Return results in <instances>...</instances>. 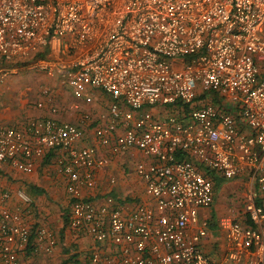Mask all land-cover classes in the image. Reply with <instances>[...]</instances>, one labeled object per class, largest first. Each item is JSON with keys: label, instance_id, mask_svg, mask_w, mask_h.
I'll return each mask as SVG.
<instances>
[{"label": "built area", "instance_id": "built-area-1", "mask_svg": "<svg viewBox=\"0 0 264 264\" xmlns=\"http://www.w3.org/2000/svg\"><path fill=\"white\" fill-rule=\"evenodd\" d=\"M12 68L66 85L78 118H56L53 91L42 87L34 107L47 114L0 125V162L29 173L54 151L70 227L110 247L95 249L92 263L264 264V0H0V82ZM97 92L108 98L104 112L82 110ZM88 128L106 153L80 144ZM130 149L142 156L134 169L151 202L127 211L111 196L85 200L80 188L95 185L107 153ZM218 175L253 186L247 222L229 208L217 219L223 248L209 252L201 210ZM55 242L49 227L32 232L21 209L0 204V264Z\"/></svg>", "mask_w": 264, "mask_h": 264}, {"label": "crops", "instance_id": "crops-1", "mask_svg": "<svg viewBox=\"0 0 264 264\" xmlns=\"http://www.w3.org/2000/svg\"><path fill=\"white\" fill-rule=\"evenodd\" d=\"M60 87V85L52 86L53 90H59ZM11 89L10 81H5L4 84L0 85L1 126H20L28 118L47 114L46 107L40 110L26 106V98L22 95H14ZM96 94L97 102L95 101L92 105H83L82 110L91 109L100 115L103 113L102 110L108 98L100 92ZM39 98L40 93L36 96L35 102ZM55 117L60 120L76 122L78 113L68 110L66 106L63 111L60 109ZM80 144L92 147L98 155L106 153L105 149L96 143L91 128H88L87 137ZM107 155L109 157L108 164L94 171L95 185L80 188L83 198L94 203H102L106 196H111L127 211L134 209L140 203L151 202L145 191L144 182L138 176L140 180L137 179L136 182L128 176V166L134 165L136 161L141 159V154L136 149H130L122 153L108 152ZM55 156L54 151H48L44 157L36 160L33 171L29 173L21 172L5 162H0V197L4 191L10 193L9 200L2 201L0 199V204L13 210L21 209L24 220L29 224L31 231L32 226L38 224V226L45 225L54 232L56 242L53 249L48 252L54 256L53 264H106L103 261L92 263L91 256L95 249H110V247L106 243L94 241L86 232L74 230L69 225L71 202L66 191L67 179L58 174ZM114 177L116 182L110 183L109 180ZM215 179L217 182L214 186V197L218 193L226 195V193H232L233 189L240 190L237 196L239 200L234 206L229 205L222 215L226 214L229 208H232L235 210L238 219H244L242 211L244 196L253 184L245 176L226 180L218 175L215 176ZM17 189L23 190L32 197L34 202L32 208L25 206L16 197ZM206 210H201V215L209 220L210 228L204 239V245L209 252H214V250L218 251L223 248L224 234L217 226V219ZM68 215L69 221L66 222L64 217H68ZM242 221L247 222V220ZM34 254L36 253L30 249L20 252L18 255L19 263L32 264Z\"/></svg>", "mask_w": 264, "mask_h": 264}, {"label": "rangeland", "instance_id": "rangeland-1", "mask_svg": "<svg viewBox=\"0 0 264 264\" xmlns=\"http://www.w3.org/2000/svg\"><path fill=\"white\" fill-rule=\"evenodd\" d=\"M5 81H10L12 87L11 91L14 92V95H22L26 98L25 105L30 106V108H34L36 96L40 93L39 90L45 86L52 89L54 102L59 105L61 111H63L66 105H68V102H71L72 100L70 91L66 85H61L58 79L48 77L45 73L38 70L12 68V70L9 71V74L2 80V82H0V85L4 84ZM53 85H60L61 87L59 90H53ZM104 110L105 107L102 111L104 112ZM90 112L94 115L98 114V112L91 109ZM128 176L133 178L135 182L137 179L140 180L136 175L133 164L128 166ZM239 191L240 190L238 189H233L232 193L229 192L230 194L226 193V195L218 193V195L214 197L212 205L206 211L211 212L212 216L218 219L229 205L234 206L236 201L239 200V197H237ZM53 258L54 256L50 255L48 252H37L33 255L32 264H53Z\"/></svg>", "mask_w": 264, "mask_h": 264}, {"label": "trees", "instance_id": "trees-1", "mask_svg": "<svg viewBox=\"0 0 264 264\" xmlns=\"http://www.w3.org/2000/svg\"><path fill=\"white\" fill-rule=\"evenodd\" d=\"M49 151H52V150H49ZM47 154V153H46ZM220 181V180H219ZM218 181V182H219ZM213 182H214V186H215V184H216V182H217V180L214 178V180H213ZM33 205H34V202H33V199H32V203L28 206V207H33ZM68 214H69V212H68ZM65 218V221L67 222V221H69V215H68V217L67 216H65L64 217ZM38 226V224H34L33 226H32V232L36 229V227ZM31 240H32V237L30 238V243H31ZM29 249H32V247H29Z\"/></svg>", "mask_w": 264, "mask_h": 264}]
</instances>
